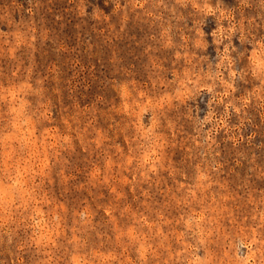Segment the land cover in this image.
Wrapping results in <instances>:
<instances>
[{
    "label": "rangeland",
    "instance_id": "1",
    "mask_svg": "<svg viewBox=\"0 0 264 264\" xmlns=\"http://www.w3.org/2000/svg\"><path fill=\"white\" fill-rule=\"evenodd\" d=\"M0 264H264V0H0Z\"/></svg>",
    "mask_w": 264,
    "mask_h": 264
}]
</instances>
